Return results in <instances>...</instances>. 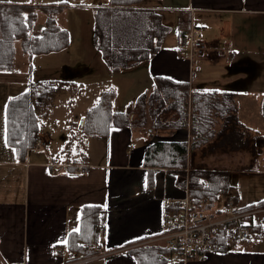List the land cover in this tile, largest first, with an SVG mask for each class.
<instances>
[{"label":"crops","instance_id":"0c3cea01","mask_svg":"<svg viewBox=\"0 0 264 264\" xmlns=\"http://www.w3.org/2000/svg\"><path fill=\"white\" fill-rule=\"evenodd\" d=\"M82 1L84 5L78 6L90 7L94 15L97 9L109 7V0ZM53 6L65 8L58 3ZM147 8L162 13L163 23L174 35L164 45L167 34L158 53L133 68L114 76L108 69L106 74L99 71L93 80L88 76L76 77V67L68 64L67 68L66 61L70 58L62 54L64 49L31 57L17 52L12 70L0 72V264L70 263L80 254L68 250L67 235L78 228L81 208L89 206L104 210L99 219L100 244L94 247V253L109 255L85 264H137L126 248L137 247L159 234L165 205L185 197L171 172L158 170L151 185L148 183L143 157L149 142L141 134L144 127L114 128L107 138L87 137L78 130L85 119L82 115L97 104L102 92L114 91V105L117 103L119 108L116 111L132 112L137 110V100L153 91L155 78L189 83L188 127L173 134L170 129L158 130L161 132H157V137L152 133L155 138L150 143L165 140L188 144L192 140L189 127L193 112L197 119L209 124L201 132L195 130L200 133L194 136L198 139L195 147L201 154L213 151L223 154H216L210 163L205 158L195 161V155V165L229 171L236 165L235 156L242 158L237 164L250 163L254 151L244 149L242 154L235 155L237 152L231 151L230 143L221 142L225 136L238 132L244 140L262 141L260 156L264 171V0H156L148 2ZM180 12L188 14V30L199 29L207 47L196 60L200 71L191 81L189 63L179 50ZM42 30L43 24L35 23L32 35L40 37ZM247 61H253V66L247 67ZM36 82H55V88L61 83L62 87L71 88L84 84L87 92L77 97V105L71 108V113L75 110L80 113L75 119L66 120L69 137L61 153L57 148L50 149L51 135L40 131L46 139L45 149L29 150L21 159L7 144L6 105ZM128 95L131 96L127 98ZM49 113L51 116L50 109ZM73 123L76 124L72 130ZM70 140L73 142L66 149ZM140 141L142 144L138 145ZM51 164L82 165L86 172L53 173ZM256 200L250 205H257L264 197ZM238 206L245 208L249 204ZM255 224L260 228L251 232L248 241L194 258L189 264H264V220L260 217ZM59 250L61 256L57 255Z\"/></svg>","mask_w":264,"mask_h":264},{"label":"trees","instance_id":"16d2710c","mask_svg":"<svg viewBox=\"0 0 264 264\" xmlns=\"http://www.w3.org/2000/svg\"><path fill=\"white\" fill-rule=\"evenodd\" d=\"M151 1L156 0H109V7L96 10L95 44L113 74L151 59L161 49L169 28L163 23L162 13L147 8L148 2ZM37 10L35 6L0 1V72L12 70L17 43L21 52L30 57L60 52L68 47V32L58 25L55 19L58 9L54 6L40 8L46 16L43 30L40 37L32 35ZM189 20L188 14L178 13L177 36L180 42L188 32ZM154 81L153 91L137 100L142 120L133 119L131 111H116L115 93L108 90L102 92L97 104L85 113L83 134L87 137L107 138L114 128L133 130L145 127L147 118L156 131L159 129L177 131L188 127L189 83H179L163 77L155 78ZM55 85V82L30 83L25 93L7 102L6 140L21 159L25 157L26 152L35 149L41 139L39 119H45L48 115ZM193 109L195 110V107ZM262 114L264 116V100ZM190 118V136L194 139L195 134H200L195 130L201 132L200 130L209 124L197 119L193 112ZM232 133L234 135L222 139V144L230 143L232 152L244 149L253 152L248 141H242L243 135ZM72 142L70 140L67 143L66 149H69ZM194 143L195 139L193 145ZM187 154L186 143L165 140L148 143L143 157L148 183L151 185L154 172L160 169L175 172L179 179H182ZM230 176L226 171L206 167L193 168L188 175V186L194 204L199 208L202 199L208 202L207 207L225 199H231L237 204ZM256 206L264 207V201ZM103 213L104 210L97 206L81 208L77 228L79 231L73 230L67 235L66 247L70 252L86 256L95 254L94 247L100 244L99 219ZM252 219L249 220L251 232L260 228ZM236 242L240 241L230 237L222 239L221 251ZM126 251L132 254L137 264H165L157 258L158 252L164 251L159 245L138 244L137 247L126 248Z\"/></svg>","mask_w":264,"mask_h":264},{"label":"rangeland","instance_id":"374dc122","mask_svg":"<svg viewBox=\"0 0 264 264\" xmlns=\"http://www.w3.org/2000/svg\"><path fill=\"white\" fill-rule=\"evenodd\" d=\"M0 1L9 2V3L14 2L15 4L30 5V6L37 7L38 10L36 11L37 17H36V22H35L37 24L38 23L43 24L46 18V16L40 11L41 7L53 6L54 3L64 5L65 8H62V7L57 8L58 13L55 16V19L56 20L59 19L60 23H58V20H57V23L59 26L62 25V26L68 27V29L66 27L65 28L67 29L68 36H69V45L65 49V53H62V54H66V56L68 55L70 58V60L66 61L67 68H68V64H71V68H73V66L74 68L76 67V75H78L76 77L88 76L89 80H93L97 76H99V71H102L105 74L108 72L107 71L108 67L102 58V54L98 50L95 44L94 11L93 9H90V7L88 9V8H83L81 6H78L82 4L84 5L85 2H83L82 0H30V2L29 0H0ZM172 33H173V30L169 28V32L166 37L167 39L164 45H168L170 35ZM173 35L174 33L172 34V36ZM16 51L18 52L19 55L20 53H22L18 43L16 45ZM98 62H100L101 64L100 67L98 66ZM246 63H247V67L253 66V61L252 62L247 61ZM109 72L112 76L115 75L110 70ZM249 72L250 71L246 73L251 75ZM76 79L78 80V78ZM56 88H55V92L52 98L53 105H51L52 107L50 108L51 116H50V113L48 112L49 115H47L45 119L41 118L40 120L41 122L39 121V127L43 135H44V132L51 135L53 144L50 146V149L53 150L54 148H57L59 153H61L69 137L67 136L69 134L67 132L68 127H67L66 120L75 119V117L79 115L80 112H76V110L71 113V110H72L71 108L73 105L75 104L77 105V101H78L77 97L79 98L82 97L84 92H87V90L84 84H80L79 86L74 85L71 88V86L62 87V83H61V85H58ZM130 96L131 95H128L127 98ZM114 109L115 110L119 109L117 103L114 105ZM140 113L141 111L138 110V108L137 110L132 111V114L135 116V117L133 116V119L138 118L142 120V118L140 117ZM84 116L85 115H82V118ZM167 120H169V118ZM75 124L76 123L72 124V127H71L72 130H73V127H75L74 126ZM77 125L79 126V123ZM149 129L152 130L151 133L148 132ZM78 130L80 131V127L78 128ZM159 130L163 131L164 129H159ZM170 130L172 134L175 132L174 129H170ZM80 132L82 133V131ZM157 132H161V131H155V129H153L152 127V122L150 121L149 118H147V125L141 131V134L143 135L144 139L147 138L146 142L150 143L153 138L157 137L158 136ZM152 133L154 134L155 137L153 136ZM237 134H240V133L237 132ZM43 135H41L40 140L45 143L46 139L43 137ZM194 139L190 140L188 144L186 143L188 147V154H187V159H186V167L184 169V177L182 179L181 178L179 179V176L177 175V173L168 171L177 177L178 185L184 191V193L187 189H189V186H188L189 172L193 168H196V166L201 167L200 165H195L194 163L195 161H197L198 158L200 159L205 158L207 162L210 163L211 161L216 159L215 157L216 154L218 156L223 155V154H220L219 151L217 153L213 151V152H207L205 154H201L199 152V148L197 149L195 147V143L197 142L198 144V139L195 140V143L193 145ZM242 141L245 142L243 137H242ZM247 141H248V144L252 145V149L254 151L252 161L242 166L241 163L237 164V162L241 161L242 158L239 156H235L234 163L236 165L232 166V168H230L229 171L228 170L226 171L231 175L230 183L234 187V193L237 199V205L239 204L240 206H245L249 204V206H246L244 210H250L251 207L256 206V205H253V206L250 205L251 203H253L254 201H257L256 199H261L262 197H264V171H263V163L261 161V156H260V152H261L260 149L262 148V141L256 138L250 139ZM141 144L142 143L140 141L138 145H141ZM42 148L40 149V151L45 149V147L43 149ZM236 152L237 154L235 155H238V154H242L244 151L241 150V151H236ZM195 155L197 156V158L193 162V159H195L194 158ZM203 164H207V163H203ZM160 170L165 171L164 169H160ZM223 201L224 200H220L217 204L221 205ZM260 217L264 220V217L262 215V216H256V217L253 216L252 221L256 223V219ZM140 244H142V242ZM90 262H86V263H90Z\"/></svg>","mask_w":264,"mask_h":264},{"label":"built area","instance_id":"2783aa9c","mask_svg":"<svg viewBox=\"0 0 264 264\" xmlns=\"http://www.w3.org/2000/svg\"><path fill=\"white\" fill-rule=\"evenodd\" d=\"M179 50L189 63L191 81L200 71L196 60L207 50L200 30L191 27L181 40ZM82 127L83 123L80 131ZM42 147H45V143L40 140L35 149L40 150ZM50 169L53 173L62 172L68 175L86 172L82 165L75 164H51ZM207 206L208 202L202 199L198 208L187 189L183 199L169 201L165 205L161 232L141 245L156 244L164 248V251L158 252L157 258L165 264H189L194 258L220 251L221 240L227 237L240 242L247 241L251 236L249 220L253 216L264 214V207L253 206L250 210H244L231 199L224 200L221 205ZM114 253L116 252L111 254ZM57 255L61 256L62 250L57 251ZM108 255L81 254L68 264H83Z\"/></svg>","mask_w":264,"mask_h":264},{"label":"snow or ice","instance_id":"6c2138e0","mask_svg":"<svg viewBox=\"0 0 264 264\" xmlns=\"http://www.w3.org/2000/svg\"><path fill=\"white\" fill-rule=\"evenodd\" d=\"M29 2H30V0H29ZM75 231H79V229H75Z\"/></svg>","mask_w":264,"mask_h":264}]
</instances>
